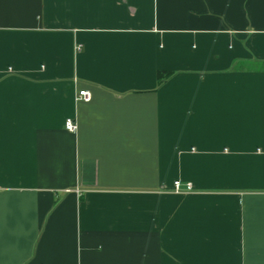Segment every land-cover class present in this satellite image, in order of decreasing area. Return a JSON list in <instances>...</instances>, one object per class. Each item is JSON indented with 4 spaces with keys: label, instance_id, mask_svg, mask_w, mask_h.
Listing matches in <instances>:
<instances>
[{
    "label": "crops",
    "instance_id": "crops-1",
    "mask_svg": "<svg viewBox=\"0 0 264 264\" xmlns=\"http://www.w3.org/2000/svg\"><path fill=\"white\" fill-rule=\"evenodd\" d=\"M0 264H264V0H0Z\"/></svg>",
    "mask_w": 264,
    "mask_h": 264
},
{
    "label": "built area",
    "instance_id": "built-area-1",
    "mask_svg": "<svg viewBox=\"0 0 264 264\" xmlns=\"http://www.w3.org/2000/svg\"><path fill=\"white\" fill-rule=\"evenodd\" d=\"M92 99V95L88 90H81L78 92V94L75 97V100L77 102H90ZM65 129L71 133H74L77 131V123L73 119H67L65 122ZM192 190V187L190 184H187L186 189H182L181 182L176 181L174 182V191L176 193H185L190 192Z\"/></svg>",
    "mask_w": 264,
    "mask_h": 264
},
{
    "label": "trees",
    "instance_id": "trees-1",
    "mask_svg": "<svg viewBox=\"0 0 264 264\" xmlns=\"http://www.w3.org/2000/svg\"><path fill=\"white\" fill-rule=\"evenodd\" d=\"M172 73L170 72H158L157 74V81L158 84L164 83L169 77H171Z\"/></svg>",
    "mask_w": 264,
    "mask_h": 264
}]
</instances>
